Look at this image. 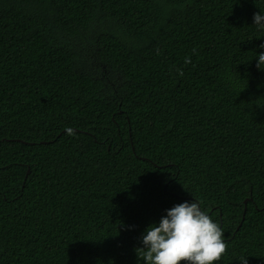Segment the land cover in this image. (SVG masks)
Segmentation results:
<instances>
[{
  "label": "trees",
  "instance_id": "16d2710c",
  "mask_svg": "<svg viewBox=\"0 0 264 264\" xmlns=\"http://www.w3.org/2000/svg\"><path fill=\"white\" fill-rule=\"evenodd\" d=\"M260 12L0 0V264H146L147 228L195 199L216 264H264Z\"/></svg>",
  "mask_w": 264,
  "mask_h": 264
},
{
  "label": "clouds",
  "instance_id": "9594fccd",
  "mask_svg": "<svg viewBox=\"0 0 264 264\" xmlns=\"http://www.w3.org/2000/svg\"><path fill=\"white\" fill-rule=\"evenodd\" d=\"M253 19L254 25L264 28V13L254 14ZM260 47L264 48V44ZM258 61L257 66L261 68L264 53L258 55ZM185 63H191V60L186 58ZM66 131L74 135L72 128ZM142 242L144 247L136 251L138 258L146 264H216L228 250L220 224L201 210L196 199L168 210L158 226L153 224L147 228ZM240 261L247 264V257Z\"/></svg>",
  "mask_w": 264,
  "mask_h": 264
},
{
  "label": "water",
  "instance_id": "95a60500",
  "mask_svg": "<svg viewBox=\"0 0 264 264\" xmlns=\"http://www.w3.org/2000/svg\"><path fill=\"white\" fill-rule=\"evenodd\" d=\"M247 202V199L245 200V203ZM241 225V223L238 225V227Z\"/></svg>",
  "mask_w": 264,
  "mask_h": 264
}]
</instances>
